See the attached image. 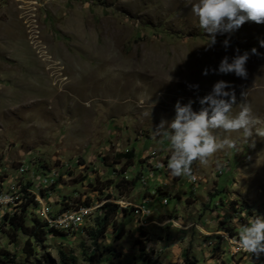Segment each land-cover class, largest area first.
Masks as SVG:
<instances>
[{
    "label": "rangeland",
    "instance_id": "374dc122",
    "mask_svg": "<svg viewBox=\"0 0 264 264\" xmlns=\"http://www.w3.org/2000/svg\"><path fill=\"white\" fill-rule=\"evenodd\" d=\"M226 38L227 51L221 46ZM258 40H264V24L245 22L235 32L218 34L205 51L209 37L188 0H0V177L16 179L17 168L34 161L28 175L39 170L60 174L58 183L43 191L55 213L107 202L127 207L104 236H97L102 228L97 209L74 233L52 234L43 242L31 239V255L28 236L14 238L3 226L0 264H43L46 257L60 264V253L75 264H92L97 252L102 253L100 264H175V248L186 239L191 242L179 256L182 264L186 259L207 264L223 253L214 264H232L221 241L210 246L211 258L206 256L208 241L215 240L206 221L203 228L186 230L174 217L198 203L203 219L206 209H218L208 201L225 195L228 201L221 208L227 215L264 216V137L255 132L264 128V58L250 56L247 79L201 74L234 49L255 47L264 53ZM217 80L235 91L233 114L242 104L251 109L257 121L253 135L227 134L237 140L236 148L217 151L204 165L193 161L194 179L172 176L166 167L170 147L153 135L154 128L174 117L177 101L191 100L193 110H199L198 99ZM128 152L134 153V162L125 177L138 180L121 194L116 187L124 161L117 157ZM152 194L156 198L148 207L153 215L142 229L134 209ZM165 198L167 206L162 205ZM172 211L171 218L160 220ZM34 215H40L38 208L26 210L27 226ZM234 216L225 221L237 234Z\"/></svg>",
    "mask_w": 264,
    "mask_h": 264
},
{
    "label": "clouds",
    "instance_id": "9594fccd",
    "mask_svg": "<svg viewBox=\"0 0 264 264\" xmlns=\"http://www.w3.org/2000/svg\"><path fill=\"white\" fill-rule=\"evenodd\" d=\"M192 14L198 19L199 27L209 37L205 48L207 51L216 43V36L232 33L245 22L264 24V0H188ZM260 48H264V40H258ZM221 46L227 51L229 40L221 41ZM250 56L264 58V53L255 47L241 51L234 49L231 57L221 58L215 69L204 68L202 75L233 74L240 79H247L246 64ZM198 88V85H191ZM245 93L241 92L243 100ZM192 101L185 104L177 101L174 105V117L170 121L161 119L155 126L153 135L168 142L170 155L167 169L172 176H186L190 179L191 165L198 161L204 165L212 154L225 148L234 149L237 140L229 133H240L244 138L253 135V126L257 122L247 104H242L240 110L233 114L236 104V94L229 82L217 80L210 92L198 99L199 110L194 111ZM221 130L224 135H221ZM258 136L264 137V128H257ZM158 167L162 165L158 164ZM238 239L235 241L238 250L250 256L264 253V216L253 215L247 223L241 224L237 230Z\"/></svg>",
    "mask_w": 264,
    "mask_h": 264
},
{
    "label": "built area",
    "instance_id": "2783aa9c",
    "mask_svg": "<svg viewBox=\"0 0 264 264\" xmlns=\"http://www.w3.org/2000/svg\"><path fill=\"white\" fill-rule=\"evenodd\" d=\"M30 168H35L34 161H30V165L23 162L17 168L16 172L18 177L16 179H8L5 175L0 177V232L4 226L5 218L7 216L12 217L19 214L21 215L23 206H27L25 209L28 212L36 211L38 208L40 215H34V218L42 221L47 226L48 230H55L61 233H74L82 226L84 221L88 219V215H93V211L103 206V204H100L97 207H80L77 210H68L66 212H61L60 210L55 213L52 211V205L47 203V195L43 193V191L53 188L58 183L60 174L56 172V170H39V172L37 171L35 174L36 176L33 171L31 175H28L30 173ZM156 169L157 171L159 170L158 166ZM39 173L41 176H39ZM143 179V185H146L144 176ZM44 187L46 189H44ZM33 188H35L36 191L38 190L39 193L34 191ZM41 192L42 194H40ZM152 195L153 197L150 196L149 199H145L142 204L136 205L134 209L135 215H137L139 219L141 218L140 226L142 229L149 226L146 221L150 219L152 215V210L148 207V203L155 197L154 194ZM162 204L167 206L169 204V199H163ZM121 208L126 209L127 207L121 206ZM249 217L252 216H236L235 220H233L235 227L239 228V225L243 223L244 220L247 221ZM236 228L235 231L237 232ZM217 235L219 241L227 244L232 256V264H245V262H249L248 257L250 254L238 250L235 242L238 239V235L232 234V230L229 229L228 225L218 232ZM250 260L251 263L264 264V253L259 254L258 257L252 255L250 256Z\"/></svg>",
    "mask_w": 264,
    "mask_h": 264
},
{
    "label": "trees",
    "instance_id": "16d2710c",
    "mask_svg": "<svg viewBox=\"0 0 264 264\" xmlns=\"http://www.w3.org/2000/svg\"><path fill=\"white\" fill-rule=\"evenodd\" d=\"M119 161H124L123 166L121 167V181L120 183L117 184V189L118 191L123 194V189L131 190L134 189L136 187L137 184V180H132V181H127V177H125L126 173L128 172V170L133 166V162H134V153L133 152H128V153H124V154H120L118 155ZM144 176V175H143ZM153 176H155V180L157 179L156 175L153 173ZM108 187V186H107ZM106 187V188H107ZM169 199V198H168ZM133 210V209H132ZM23 215L20 216H7L5 218V222H4V226H7L10 228V230L13 233V237L17 238L19 233H22L26 236H28V242L26 243V246L28 247V251H30V255H31V251L32 246L30 244V240L34 239L36 241H40L43 242L45 241V239L52 234H57V235H66V233H61L55 230H48L47 226L40 221L39 219H35V221L32 222V226L29 227L26 225V219H25V215H26V209L24 208L22 210ZM101 215H102V219L98 220V226H102L101 230L97 233V236H104L105 233L107 232V229L110 225L114 224L113 221L114 219L120 214V213H125L127 212V210L125 209H121L117 204H113L110 202L105 203L101 208ZM116 226V225H115ZM114 226V227H115ZM142 250H145V247L142 248ZM60 264H75V260L72 257H68L67 255H65L64 253H60ZM101 257H102V253L97 252L94 253L91 256L90 262L92 264H100L101 263ZM46 261H44L43 264H49L51 262V260H49L46 257ZM51 264H56L54 262H51ZM113 264V263H112ZM185 264H196L194 262H189L188 259L185 260Z\"/></svg>",
    "mask_w": 264,
    "mask_h": 264
},
{
    "label": "crops",
    "instance_id": "0c3cea01",
    "mask_svg": "<svg viewBox=\"0 0 264 264\" xmlns=\"http://www.w3.org/2000/svg\"><path fill=\"white\" fill-rule=\"evenodd\" d=\"M155 198H156V196L151 201H153ZM183 200H184L183 198H180L179 199V201H181V202H183ZM227 201H228L227 195L219 198V200H216L215 199L212 202H209L208 201V204L211 206V208H212V206L213 207L214 206H218V209L217 210L206 209V211L204 212L205 217L203 219H199V217H198V215H200L199 210H198V203H195L194 205H190L189 209H185L184 216L180 215V213H178V216H175V217L173 216L175 219H179L182 222V224L186 225L185 226V229L186 230H189L193 226H196L197 228H203L204 221H206L205 223L207 225H209L208 228H209V230L212 233V239H215V240L208 241V243L210 244L209 247H208V252L206 253V256L208 255V258L211 255L212 248L214 246H216L218 244V242H219L217 233L220 232L221 229H223L227 225V223L225 221L226 217L227 216H229V217L230 216L231 217L234 216V215H227V213H225L223 211L225 209V207L224 208H221L222 202H226L227 203ZM223 204H225V203H223ZM205 205H206V202H205ZM182 209H183V207L181 208V210ZM172 213H174V211L169 212L166 215H163L162 217H160V220H161V218H163L165 216H166V218H171L170 217V214H172ZM176 213H177V209H176ZM152 215H153V211H152ZM209 215H211V216L213 215V216L212 217L211 216L209 217ZM217 216H218V219H217ZM235 217L236 216H234L233 218H231V222H233V220H235ZM158 219L159 218H157V221H156L157 226H159L160 228H163V227H161V226H163V223H158ZM164 221H166V220H164ZM148 227H146V228H148ZM200 233H203V232L200 230ZM205 234H207V233H205ZM208 234H210V233H208ZM202 236L204 237V235H202ZM202 236H200V237H202ZM162 241L165 242V244H166V239H163ZM190 242L191 241L189 239H186V240L183 241L182 245L179 246L180 248L179 247L175 248V250H176V263L175 264H182L183 263V260H182L183 258L181 259L179 256H181L182 253H186L187 250H189V249H187V246L190 244ZM176 246H177V244H176ZM210 246H212V248ZM223 256H224V253L221 256L216 257L215 259L210 257L211 260L208 259V262L206 261V263L207 264H210V263L211 264H214L216 260L218 262H220L222 260ZM171 262H173V261H171ZM196 264H198V262H196ZM222 264H224V263H222ZM245 264H250V262H245ZM251 264H255V263H251Z\"/></svg>",
    "mask_w": 264,
    "mask_h": 264
}]
</instances>
